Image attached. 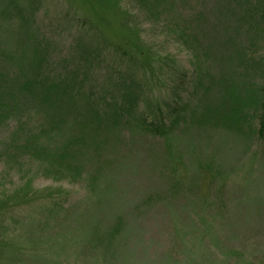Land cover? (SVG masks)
<instances>
[{
    "label": "rangeland",
    "instance_id": "374dc122",
    "mask_svg": "<svg viewBox=\"0 0 264 264\" xmlns=\"http://www.w3.org/2000/svg\"><path fill=\"white\" fill-rule=\"evenodd\" d=\"M144 1L0 0L7 81L78 77L117 114L72 130L33 106L0 126V264H264L258 81L238 126L198 119L202 88L217 105L252 76L243 54L264 69V17L255 0Z\"/></svg>",
    "mask_w": 264,
    "mask_h": 264
},
{
    "label": "trees",
    "instance_id": "16d2710c",
    "mask_svg": "<svg viewBox=\"0 0 264 264\" xmlns=\"http://www.w3.org/2000/svg\"><path fill=\"white\" fill-rule=\"evenodd\" d=\"M140 3H146L144 0H138ZM256 6L259 7V12L262 13L264 17V0H255ZM224 42L227 41L223 39ZM89 46H91L89 44ZM89 48V47H88ZM92 50V49H91ZM211 51H209L210 53ZM243 54V61L245 64L254 65L253 69L251 67L252 76L248 78L246 75L245 67L241 66L239 69L242 72L241 77L227 79L229 82H223L222 93L227 97L224 102L221 99L216 105L215 102L209 100V90L202 88L201 96H199L201 101V109L198 113V119L201 124H208L212 127H217L220 129L230 130L233 126H238L234 118H241V111L246 108L243 106L244 99L240 98L242 90L247 87V80L252 81L256 79L258 81V93L261 109L258 122V137L264 141V76H259L258 73L264 71L261 66L260 61L254 62L253 59H248ZM2 57L0 56V60ZM75 64V63H73ZM71 64V65H73ZM95 65H98L96 59L91 58L88 63L86 71L87 74L94 71ZM41 72L36 68L31 73V77L26 80L17 79L12 82L7 81V77L3 76L0 73V126H2L9 118L21 117V114L26 113L33 106H36L35 109L41 112V109L44 110L45 118L55 119V127L60 126H70L73 130L75 127H84L92 126L97 128V124H100L104 118H107L109 115L113 117L117 114L109 113L106 110V105L101 102L98 98V95L94 92L93 89H86L85 81L79 80L77 77L70 82H52L50 78L43 79L40 77ZM246 77V78H245ZM225 81V80H224ZM231 81H234L230 83ZM199 84H197L198 86ZM238 100L239 102H235ZM227 103V105L225 104ZM224 106V107H223ZM114 110L117 108V101L113 105ZM223 107V108H222ZM222 108V109H221ZM49 115V117H48ZM70 122H69V121ZM49 123V122H48ZM234 123V124H232ZM31 139H36V137L31 136ZM86 137H75L73 136L68 140L64 145L62 151L71 148L73 145L83 146ZM37 140L31 142L28 145V142L25 141V148L31 152L33 156H37V159H46L49 160L53 157L47 155L46 150H40L38 146L34 143ZM80 143H83L81 145ZM32 151L29 149V147ZM64 154H66L64 152ZM60 155V154H59ZM60 157L58 156L59 160ZM54 162V161H53Z\"/></svg>",
    "mask_w": 264,
    "mask_h": 264
}]
</instances>
